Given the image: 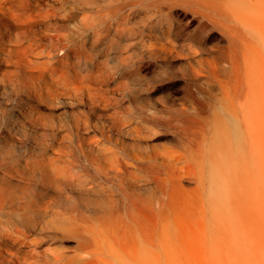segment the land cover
<instances>
[{
	"label": "bare ground",
	"instance_id": "bare-ground-1",
	"mask_svg": "<svg viewBox=\"0 0 264 264\" xmlns=\"http://www.w3.org/2000/svg\"><path fill=\"white\" fill-rule=\"evenodd\" d=\"M45 4L0 0V95L10 102L3 139L22 149L0 155V264H264V0L206 2L231 41L215 74L217 93L207 89L203 100L193 97L191 124L182 125L183 156L197 170L192 189L160 154L140 149L132 109H112L103 95L107 71L87 68L96 41L91 47L75 41L92 28L89 17L82 27L73 25L72 38L61 22H76L78 15ZM43 38L53 44L46 52ZM98 121L117 136L127 127L124 166L106 129L89 149L105 159H97L96 169L110 165L121 182L116 191L126 205L125 225H85L77 250L65 253L44 232L60 228L62 214L92 219L67 189L94 193L87 178L71 172V161ZM128 146L136 154L127 153ZM62 198L73 213L57 211ZM94 203L88 200V211Z\"/></svg>",
	"mask_w": 264,
	"mask_h": 264
},
{
	"label": "rangeland",
	"instance_id": "rangeland-1",
	"mask_svg": "<svg viewBox=\"0 0 264 264\" xmlns=\"http://www.w3.org/2000/svg\"><path fill=\"white\" fill-rule=\"evenodd\" d=\"M207 1L46 0L45 4L46 9L58 10L59 14L78 15L76 22H61L72 31V38L78 32L73 25L82 27V18L89 17L92 28L84 37H76L75 40H84L89 47L96 41L87 68L104 67L109 78L102 93L110 100L111 108L122 113L132 109L131 122L139 125L141 130V135L136 138L137 145L143 152L160 154L159 161L164 166H172L175 177L185 176L188 179L184 182L188 189L196 186L197 170L192 162L184 159L180 135L182 125L191 124V101L195 98L203 100L207 95L203 91L207 89L217 93L219 76L215 74H220L218 70H221L218 63L230 53V34L219 22L218 16L209 12ZM94 33L97 36L93 40ZM51 43L46 38L41 39V50L46 52L53 46ZM128 46L131 54L126 59ZM9 103L0 95V155H15L21 149L19 143L17 147L4 144L3 135L9 130ZM180 121L183 123L180 124ZM97 123L99 125L93 124L86 135L90 140L83 144V149L75 151L71 161V172L87 178L94 193L82 194L74 187L67 189L70 197L80 204L79 210L92 219H81L82 216L78 215V220H73L63 218L62 214L58 222L60 228L46 227L44 232L52 245L65 253L77 250L79 236H86V227L90 223L97 230L118 225L124 228L125 225L126 205L121 192L116 191L120 189L121 182L110 165L105 171L96 169L97 159L103 163L105 159L97 153L91 155L89 149L97 148L93 142L101 140L103 129H106L108 138L112 139L109 146L115 145L120 167L124 166L127 159L122 143L130 141L125 136L127 127L123 128L124 136H117L103 122ZM135 150H130L128 146L127 153L136 154ZM50 194L56 195L53 191ZM113 197L118 199L117 203H113ZM88 200L95 201L91 211L87 210ZM71 205V201L62 198L57 211L71 213ZM109 215L116 217L110 219ZM109 236L119 235L111 232Z\"/></svg>",
	"mask_w": 264,
	"mask_h": 264
}]
</instances>
